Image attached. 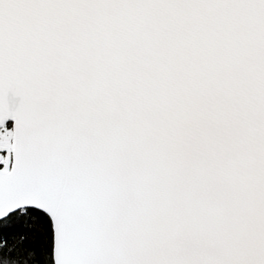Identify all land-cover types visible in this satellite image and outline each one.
I'll return each instance as SVG.
<instances>
[{"label":"snow or ice","instance_id":"snow-or-ice-1","mask_svg":"<svg viewBox=\"0 0 264 264\" xmlns=\"http://www.w3.org/2000/svg\"><path fill=\"white\" fill-rule=\"evenodd\" d=\"M0 264H264V0H0Z\"/></svg>","mask_w":264,"mask_h":264}]
</instances>
